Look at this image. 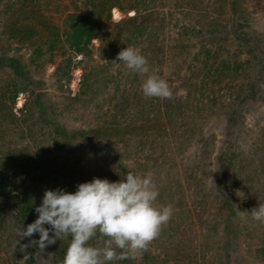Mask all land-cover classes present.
<instances>
[{
    "label": "rangeland",
    "instance_id": "rangeland-1",
    "mask_svg": "<svg viewBox=\"0 0 264 264\" xmlns=\"http://www.w3.org/2000/svg\"><path fill=\"white\" fill-rule=\"evenodd\" d=\"M227 1H144L141 34L144 30L149 34L141 36L144 42L139 46L128 45L122 39L118 46L137 49L148 59L147 75L167 81L173 95L162 100L143 95L147 75L131 71L116 61L117 56L109 64L99 58L97 49L103 44L100 37L88 44L91 55L85 63L82 54H72L68 49L66 55L46 53L48 44L44 41L49 34L46 24L38 19L43 17L58 32L69 15L76 13L78 17L88 11L83 0H34L33 4L0 0V54L20 58L32 77L41 82L45 103L53 109L48 116L53 124L40 121L32 103L35 95L29 93L32 85L24 83L10 68L0 69V171L9 188L18 195L26 194L36 208L47 189L75 192L80 183L97 177L121 180L117 161L111 155L96 152L81 140L70 146L53 130L55 124L70 131L80 127L95 130L109 124L123 129L126 145L115 143L119 138L116 135L108 139L104 131L90 133L92 141L104 146L114 143L112 147L120 151V161L129 171L141 176L151 174L159 189L157 206L173 208L170 221L144 253L110 264H264L254 254L264 245V223L253 220L248 212L244 218L237 214L238 208L250 212L264 202V85L256 107L245 112L240 123L228 131L226 107L208 106L212 98L233 100L229 94L247 79L244 76L248 72L241 73L231 82L225 77L223 85L218 86L213 82L216 78L206 77L203 68L206 61L234 59L237 43L230 35L215 44L208 40L215 38L219 25L231 18ZM242 5L251 30L264 35V1L244 0ZM105 12L103 9L100 20L108 26L109 34L130 27L129 23L124 25V20L134 14L132 10L123 13L113 8L109 18ZM34 13L42 17L34 18ZM24 23L35 26L34 35H25L23 30L17 33ZM182 24H195L196 32L178 33ZM11 26L16 30L14 35L9 34ZM200 27L215 33H198ZM224 33L219 30L220 36ZM38 47L37 55L34 51ZM210 50L216 51V59ZM70 55L72 63L67 66L65 60ZM247 59L243 52L237 62ZM97 72L104 81L96 80ZM248 76L252 78L251 73ZM86 78H90L92 89L85 87L88 92L80 98V86ZM132 91L138 96L129 95L126 101ZM166 101L181 106L175 113L169 112V117L166 113L160 115L168 109L163 105ZM197 104H201V111L196 109ZM114 117L117 123L112 121ZM222 152L234 155L221 178L225 190L233 196L232 210L226 208L216 189L222 169L218 156ZM12 204L14 207L0 223V264H62L65 254L57 253L56 247L67 249L70 238L57 239L40 252L38 244H30L36 240L35 235L23 239L16 236L17 229L27 225L19 221L17 205ZM226 224L235 228L236 235L229 237L233 238L231 243L225 234ZM89 244L98 246V238ZM31 257L34 262H30Z\"/></svg>",
    "mask_w": 264,
    "mask_h": 264
},
{
    "label": "trees",
    "instance_id": "trees-1",
    "mask_svg": "<svg viewBox=\"0 0 264 264\" xmlns=\"http://www.w3.org/2000/svg\"><path fill=\"white\" fill-rule=\"evenodd\" d=\"M144 1L145 0H83L84 6H86L88 11H85V13L80 16L78 15V17L76 13L69 15L67 22H65L64 27L61 29L62 31H59V29H57L58 32L51 29L50 24H47L46 20L41 16L40 13H34L33 17H42L38 20H40L41 23L46 24V29L48 30L49 34L48 38L44 41L46 42V44H48L45 49L46 53L66 55L68 54V49L72 54H82V56L84 57V62L82 63H85L91 55L88 44L93 38L100 37V40L103 44L97 49L98 56L100 59L108 62L109 64L114 59V56H117L122 49L126 48V46H118L119 40L122 39L128 45L139 46L140 43L144 42V40L140 39L141 36L149 34L148 31L146 32V30H144L145 33L141 34V20L143 16L141 11L143 12L144 9ZM243 1L244 0L227 1L228 10L231 13V18L226 23L219 25L220 29H217L218 36L215 34V38L208 39L209 41H214L215 44V41H220L224 37H227V35H230L237 43L236 51L233 54L234 59L228 60L226 58H222L217 62L209 63L206 61L205 64H203V68L206 69V77H209L211 79L215 77L216 79L213 80V82L218 84V86L223 85L225 77L228 79V81L231 82L235 80L239 75L241 76V73L244 75V73L248 72L244 76L247 79L238 84V88L234 93L229 94L231 97L233 96V100L220 101L216 99L215 101V98L209 100L208 106L210 105V107H226L224 110V115L227 131L230 130L233 125H238L240 123V119L241 117L243 118L245 112H249L256 107L259 102V96L260 92L262 91V86L264 85V35H259L251 30V27L247 21V17L243 12ZM33 2L34 0H24V3L28 4H33ZM113 8H116L123 13L132 10L134 14L131 16H126L125 20L123 19L124 25L129 23L130 27L123 28L122 30L118 29L117 31L112 30L111 35L108 32V26L105 27L102 25L100 16L103 14L104 9V12H107H105L106 17L109 18L110 12ZM18 10H20V13H22V16L26 19L27 16H25L24 12H21L20 8H18ZM195 27H197L195 24H193V26L182 24L180 28H178V33L183 35L191 34L192 32H196ZM20 28L21 29L17 30V33H20V31L23 30L25 31L23 32L25 33V35L32 36L36 32L35 26L31 27L26 23L21 24ZM145 28L146 25L144 26V29ZM197 30L198 33H215V31L210 28L200 27ZM219 30H225L223 36L219 35ZM15 31L16 30L14 27L11 26L9 28L10 35H14ZM106 42L108 43L105 46L104 44ZM210 52L213 53V57L216 59V51L213 52L210 50ZM243 52L248 55V59L243 63L237 62L238 56ZM34 53H37V55L40 53L39 47L38 49H35ZM72 58L73 55H70V57H66L65 65L72 63ZM3 67L10 68L11 72L15 76L23 80L24 83L32 85V90L30 89L29 93L32 95L34 93L35 95L32 103L39 112L38 119L40 121H45L51 124L52 120L48 116L50 114L49 111L53 112V109H51V107L45 103L46 93L45 91H42L40 89L41 82L35 80L32 77L27 67L16 55L0 54V69ZM250 73L252 74V78L248 76ZM87 75L89 77V71ZM89 79L90 78H86L85 80H82L79 90L80 98L81 95H86L88 92L87 90H85V87H88V89H92V86L89 83ZM96 80L99 82L104 81L105 79L102 80L101 74L97 72ZM131 82L135 83L136 81L131 80ZM21 88L23 90L27 89V87L23 86ZM36 88H38V90ZM95 91L100 92L99 89H96ZM131 93L132 94H127L126 101L129 100V95H131V97H136V95L138 96V94H136L134 91H132ZM207 98H209V96H207ZM163 105L167 106L168 109H166V111H162L160 115L166 113V116L168 117L170 116V113H175L181 107L179 106V104L178 106L174 107L170 103H167V101ZM200 105L201 104L196 105V109L198 111L202 110V107H200ZM195 113L196 112H194V114ZM112 121L117 123L116 117H114ZM55 125L56 126L53 130L64 137V139H66L68 143H70V146H72V144H74L78 140H81L86 146L93 148L96 152H100L103 154L108 153L109 155H111L112 160H114V162L117 161L119 173L123 174V176L121 175L120 179L126 177V174L129 170L127 169L125 164L120 161V151H117L112 147L114 143L108 141V146H104L101 143L93 142L90 135V133L92 132L101 134L100 132L104 131L105 133H108V139H110L109 136L116 135V137L119 138L115 140V143H118L120 141V144L126 145V139L123 135L124 131L122 132L123 129L121 127L110 126L109 124H106L105 126L97 127L95 130H92L90 127H80L70 131L66 126H59L57 124ZM85 133H87V135L83 137V134ZM233 157L234 155H229L226 152H222L218 156V159L222 164V169L218 172L219 176L216 185L217 192L220 193L223 197V203L225 204L226 208L230 210L233 209V196L225 190V185L224 182L221 181V178L222 176H224V174H226L225 170L227 169L228 164L233 160ZM249 179L250 176H247L246 180L248 181ZM12 203H15L17 205V216L18 218L20 217L19 221L25 222V224L28 226L37 219L38 214L35 212V207H33L32 199L28 198L26 194L18 195L11 188H9L8 184L5 183L0 171V223L2 222L4 216L11 211L12 207H14ZM45 227H47V225H45ZM224 230L228 239V243H231V240L233 238L229 237H234L236 235L234 226L226 224L224 225ZM34 235L36 237V241H38L39 233H36ZM261 243H263V241ZM118 251L120 252L121 250L118 249ZM56 252L65 254L66 249L56 247ZM254 254L258 256L257 258L259 260H264V245L261 244V246L256 248ZM128 259L119 261H125ZM31 261L34 262L33 257L30 258V262Z\"/></svg>",
    "mask_w": 264,
    "mask_h": 264
},
{
    "label": "clouds",
    "instance_id": "clouds-1",
    "mask_svg": "<svg viewBox=\"0 0 264 264\" xmlns=\"http://www.w3.org/2000/svg\"><path fill=\"white\" fill-rule=\"evenodd\" d=\"M116 61L140 75L150 71L147 57L134 47L122 49ZM142 92L147 98L171 99L173 95L167 81L155 75H147ZM158 196L150 173L141 176L132 171L119 181L97 177L80 183L75 192L47 189L35 208L37 219L17 229L16 236L23 239L39 233V240L30 244H38L42 253L57 239L70 237L62 264H110L134 259L159 237L173 215L171 205L157 206ZM245 212L264 223V202L250 212L238 208L237 214L244 218ZM93 238H98V246L89 244Z\"/></svg>",
    "mask_w": 264,
    "mask_h": 264
}]
</instances>
